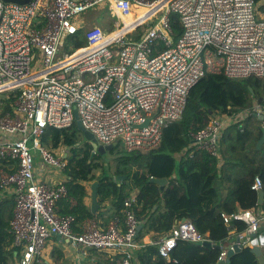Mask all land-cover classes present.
Segmentation results:
<instances>
[{"label":"built area","instance_id":"2783aa9c","mask_svg":"<svg viewBox=\"0 0 264 264\" xmlns=\"http://www.w3.org/2000/svg\"><path fill=\"white\" fill-rule=\"evenodd\" d=\"M98 8L109 16L105 29L74 22ZM78 30H84L85 44L68 51L66 41ZM213 74L264 78V0H0V94L18 92L11 113L0 116V158L16 163L12 172L0 168V189L14 200L9 229L16 264H44L52 236L79 255L106 252L120 257V264H133L140 225L136 191L123 199L122 219L104 229L94 220L77 224L71 215H58L57 202L67 196L61 175L67 162L43 147L40 137L78 121L98 144L150 152L160 145L163 129L181 118L189 91ZM263 112L264 105L253 102L213 116L189 131L191 152L218 158L223 133ZM261 188L254 178L251 189ZM221 216L228 240L219 245L218 262L233 245L252 247L264 228V216L254 209ZM233 220L245 224L243 232L235 234ZM178 241L208 240L184 220L153 244L169 261ZM256 245L264 248L259 240Z\"/></svg>","mask_w":264,"mask_h":264},{"label":"trees","instance_id":"16d2710c","mask_svg":"<svg viewBox=\"0 0 264 264\" xmlns=\"http://www.w3.org/2000/svg\"><path fill=\"white\" fill-rule=\"evenodd\" d=\"M170 22L174 32L179 34L177 18L171 15ZM84 44L82 30L66 41L68 51ZM213 88L219 89L221 94L210 100ZM17 95V91L0 94V116L11 113ZM254 101L264 105V78L231 79L221 74L204 77L189 91L181 118L163 129L161 143L156 149L147 153L118 150L120 159L126 162L121 171L127 177L126 182H102L92 174L98 166L88 163V150L81 157L76 156L78 148L75 145L78 141L75 125L67 129H46L40 137L43 147L51 151L64 146L69 150L63 175L67 180V196H72L77 202L76 212L58 215H71L76 223L93 217L83 205L87 192L82 184L97 180L99 203L104 207L105 203H109L114 210L110 215H106L107 209L96 214L105 222H109L113 216L121 220L123 199L137 191L134 212L138 216L151 215L144 231L137 234V241L150 231L164 235L184 218L213 245H221L228 240L222 214L254 209L258 215L264 216V143L260 149H256L261 126L253 125L252 120H259L252 115L231 125L219 141V158L199 151L191 152L188 133L204 127L213 116L248 109ZM15 167V162L0 158V168L12 172ZM256 177L262 184L263 202L260 205L257 203V191L251 189ZM151 179H166L168 184L160 191ZM161 202L163 210L154 212L153 207ZM232 224L235 234L243 232L246 227L240 221L233 220ZM6 225L0 213V264H8L14 254V249H11L12 235L10 238L9 233L4 231ZM260 232H264V228H260ZM220 251L215 247L178 241L169 261L160 257L157 245L153 243L141 244L134 257L140 264H217ZM261 252L264 257V248ZM227 264L260 263L250 248H243L230 257Z\"/></svg>","mask_w":264,"mask_h":264},{"label":"crops","instance_id":"0c3cea01","mask_svg":"<svg viewBox=\"0 0 264 264\" xmlns=\"http://www.w3.org/2000/svg\"><path fill=\"white\" fill-rule=\"evenodd\" d=\"M254 103H257V102L254 101ZM262 126H263V124L261 123V127ZM52 151L54 152V150H52ZM61 157L64 160H66L64 156H61ZM66 162H67V160H66ZM39 172H40V170L36 171V175H38ZM61 175L64 177L63 173ZM125 176L122 178H125ZM58 178H60V176H58ZM53 179H56V177L51 176V177H49L48 181L53 182ZM126 180H127V177L125 180H121V181L126 182ZM94 181H97V180H94ZM94 181L88 182V183L83 182V184H82L84 186L86 192H87V195L83 198V205L86 208V210L89 212V214L91 216H93L91 218H86L85 220H94L99 225L100 228L104 229L107 226V224L113 220V218L117 219L118 217H114V216L111 217L109 222H105L104 220L96 217V214L103 211L104 209L105 210L107 209L106 215H110L111 213L114 212V210L110 207L109 203H105V207L103 204L99 203L98 195H97V201H98L99 207L94 212H91V208H90V205H91L90 185ZM165 181L166 182L163 186H160L157 184L159 186L160 191H163L165 189V187L167 186L168 181L166 179H165ZM98 185H99V182H98ZM97 190H98V188H97ZM136 193H137V191H136ZM13 206H14V200H13L12 193L8 190H1L0 189V213L2 215L3 220H5L7 222V225L4 229V231L9 233L10 238H11V232L9 229V222H10L11 217H12ZM76 208H77L76 200L72 196L68 195L66 198L60 199L57 202L56 213L57 214H68L67 212H73L74 210H76ZM153 210H154V212H156V210L162 211L163 210V202H161L159 205L154 206ZM74 212H76V211H74ZM74 216L76 217V214ZM136 216L140 221V225H139L140 229L138 231V235H139L140 232L144 231V228L146 227V224H147V219L151 215L146 216V214H145V215H139V216L136 215ZM179 222L180 221H178L176 223V225ZM77 224H79V223H77ZM174 227H172V229ZM168 233H166L164 235L156 234L153 231L145 233L144 236L139 241H137L138 245H139L137 252L141 249V244L144 246L150 245L154 241L165 237ZM262 234H263V232H260V230H259V235L257 238L259 239V242L263 244L264 243V236ZM63 241L64 240L59 239L57 236H52L48 239V241L46 242V245L44 248V254H43L44 264H78L77 262H75V258L72 255L71 250L69 249L70 246L68 244L64 243ZM11 249H14V254H13V258L9 261L8 264H16L17 258H18V250L15 249L14 247H12V245H11ZM76 254L79 255L77 252H76ZM79 256H82V258L84 260L82 264H120V260H121L120 257H117L111 253L97 252V251H89L85 255H79ZM133 264H140V262H139V260H137V258L134 257Z\"/></svg>","mask_w":264,"mask_h":264},{"label":"rangeland","instance_id":"374dc122","mask_svg":"<svg viewBox=\"0 0 264 264\" xmlns=\"http://www.w3.org/2000/svg\"><path fill=\"white\" fill-rule=\"evenodd\" d=\"M109 17L105 11H101L100 8L94 9V10H89L86 11L85 13L79 15L75 19V23L77 25H85V24H92V25H97L103 29H105L106 26L103 24L106 21V18ZM126 21V19L124 18ZM119 26V23H115L113 25V28H117ZM84 31V30H82ZM214 93L211 97H209L210 100L216 99L221 92L219 89L213 88ZM253 121V125L260 127L261 126V121ZM76 138L78 143L75 145L78 148V152L76 153L77 157H81L86 150H88V163L92 162L93 164H96L98 167L97 169L92 171V174H94L97 178H100L102 182H114V181H121L125 180L126 176L124 172H121L124 170V166L126 165V162L122 161L120 159V155L117 153L121 147L118 145V149L116 150H111V151H106L103 154H98L95 153L93 157L91 158L92 155V149L90 147V144L86 142L80 133V131H76ZM30 147V145H28ZM54 152L59 156H64L65 159L67 160L70 156L69 150L62 146L58 147L57 149L54 150ZM33 156L36 157L35 153L33 151L31 152ZM119 173L117 174L116 172ZM125 178H122L124 177Z\"/></svg>","mask_w":264,"mask_h":264},{"label":"water","instance_id":"95a60500","mask_svg":"<svg viewBox=\"0 0 264 264\" xmlns=\"http://www.w3.org/2000/svg\"><path fill=\"white\" fill-rule=\"evenodd\" d=\"M3 1L22 4V3H26L28 0H24V1H20V0H3ZM253 117L258 119L259 121H261V123L263 124V126L261 127V136H260V138L258 139V141L256 143V149L258 150V149H260V147L264 143V116L263 115L254 114ZM75 126H76L77 130L80 131V133L82 134L84 140L90 144V147H91V149L93 151L92 155H91V158L93 157V155L95 153L103 154L106 151H111V150H113L114 148H116L118 146L116 142H114L112 144H109V145L98 144L95 141V139L93 138V136L89 132L85 131L78 121H76ZM151 181L156 183V184H158V185H160V186H163L165 184V182H166L165 179H151ZM97 188H98V182L94 181L90 185V197H91L90 208H91V212H94L99 207V204H98V201H97ZM257 195H258L257 203H258V205H260L263 202V192L261 190H259V191H257ZM184 220L185 219L183 218V219L180 220V222H183ZM139 229H140V226H138L137 231H139ZM262 235L264 236V232H263ZM258 240L259 239L253 240V242H252L253 246L250 247V250L257 257L259 263L260 264H264V257H262L261 249L256 245L258 243ZM63 242L69 245L68 241L64 240ZM196 244L199 245V246H202V247H207V248L215 247V248L220 249L219 245H213L210 241L198 242ZM243 248H249V247H248V245H245L243 247H241L240 245L239 246L233 245V250L228 252L227 259L225 261H219L217 264H227L228 263V259L230 257H232L234 254L239 253ZM69 249L71 250V253H72V255L75 258V262H77L78 264H82L83 261H84L82 256H79V255L76 254L73 246H70Z\"/></svg>","mask_w":264,"mask_h":264}]
</instances>
